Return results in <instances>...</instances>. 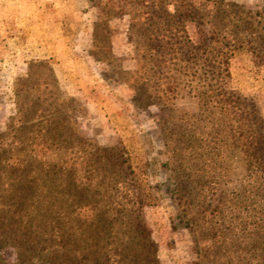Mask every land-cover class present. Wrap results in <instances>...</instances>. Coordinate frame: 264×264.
I'll list each match as a JSON object with an SVG mask.
<instances>
[{"label": "rangeland", "instance_id": "rangeland-1", "mask_svg": "<svg viewBox=\"0 0 264 264\" xmlns=\"http://www.w3.org/2000/svg\"><path fill=\"white\" fill-rule=\"evenodd\" d=\"M137 1L0 0V137L16 123L17 100L36 98L37 80L55 81L87 144L129 157L162 264H264V0H203L205 31L214 25L218 39L205 52L169 46L186 36L200 43L192 21L159 48L143 43L128 31ZM227 41L239 47L220 81L202 67L225 58ZM45 42L53 57L40 53ZM38 62L53 76L29 77ZM0 256L15 262L16 249L0 241Z\"/></svg>", "mask_w": 264, "mask_h": 264}, {"label": "trees", "instance_id": "trees-1", "mask_svg": "<svg viewBox=\"0 0 264 264\" xmlns=\"http://www.w3.org/2000/svg\"><path fill=\"white\" fill-rule=\"evenodd\" d=\"M202 1L138 0L137 9L127 12L128 31L159 48L172 29L185 32L192 21L202 33L200 43L186 36L169 46L205 52L218 39L214 25L205 31L212 19L200 15ZM232 43L222 42L225 58L204 64V73L229 80V51L239 47ZM40 72L53 76L46 62L31 64L28 76ZM37 82L32 88L38 96L17 100L16 123L0 137V241L16 249L15 262L0 264H24L36 256L47 264H162L129 157L123 149L87 144L77 130L72 99L60 98L55 81ZM259 126L264 127L262 118Z\"/></svg>", "mask_w": 264, "mask_h": 264}, {"label": "crops", "instance_id": "crops-1", "mask_svg": "<svg viewBox=\"0 0 264 264\" xmlns=\"http://www.w3.org/2000/svg\"><path fill=\"white\" fill-rule=\"evenodd\" d=\"M64 0H59L60 2V5H63L64 3H61L63 2ZM77 4L79 5L80 8H85L86 7V0H77ZM66 11V10H64ZM14 21V24L17 25L15 23V20L13 19ZM5 22V21H3ZM34 25V23H32V21L29 20V24L27 23L26 26H24L21 30H27V29H30L32 26ZM14 26V25H13ZM31 39V40H30ZM27 43H33L35 44L36 43V39L35 37H33L30 33H29V40L27 41ZM45 44H47V42H45ZM42 47V51L40 53H42V55H46L47 57H53L54 53V49H49L48 47H50L49 43L47 45H45ZM63 44V42H62ZM38 50V49H37ZM37 53V54H36ZM56 54V53H55ZM29 57H39V51H30V56ZM56 63H55V71L56 72H59V65H61L62 63V60L60 58H56ZM59 77H61L59 75ZM63 78H61V83H63L64 81L62 80Z\"/></svg>", "mask_w": 264, "mask_h": 264}]
</instances>
